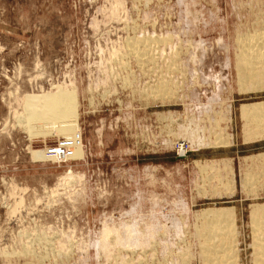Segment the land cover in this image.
I'll list each match as a JSON object with an SVG mask.
<instances>
[{
  "label": "rangeland",
  "instance_id": "374dc122",
  "mask_svg": "<svg viewBox=\"0 0 264 264\" xmlns=\"http://www.w3.org/2000/svg\"><path fill=\"white\" fill-rule=\"evenodd\" d=\"M263 35L264 0H0V264H204L225 223L256 264L264 137L240 107L264 89L237 60ZM64 137L76 156L46 160Z\"/></svg>",
  "mask_w": 264,
  "mask_h": 264
},
{
  "label": "bare ground",
  "instance_id": "6f19581e",
  "mask_svg": "<svg viewBox=\"0 0 264 264\" xmlns=\"http://www.w3.org/2000/svg\"><path fill=\"white\" fill-rule=\"evenodd\" d=\"M253 44V45H252ZM239 48L243 51L237 60V74L239 78L240 91H261L264 89V35L252 38V40L246 41L239 45ZM240 116L244 124V132L248 135V139L262 138L264 137V102L251 103L240 107ZM246 126V131H245ZM251 128H254L253 130ZM263 128V130H261ZM256 130L258 133L256 134ZM261 131V132H260ZM246 184H248L246 182ZM231 212V211H230ZM226 209L219 210H206L201 217L212 223H222L223 221H231L230 213ZM252 218V230L254 233L253 245L256 246L258 252L255 255L256 264H264V207H255L251 212ZM211 224V223H210ZM222 227V225H220ZM219 227V228H221ZM213 228V229H212ZM209 237L204 242L205 249L204 254L207 252V256L204 259V264H228V260L234 258V263H238V256L236 251H233V245L235 244L233 226L225 223L223 225V232H220L219 237H215L217 234L215 227H206ZM205 229V230H206ZM216 233V234H215ZM205 234V233H204ZM108 236L110 234L104 233ZM232 237V242H228L226 237ZM207 236V235H206ZM205 236V237H206ZM204 237V236H203ZM110 238V237H109ZM108 239V238H107ZM230 239V238H229ZM104 240V239H103ZM106 240V239H105ZM117 242V240L115 241ZM122 242V241H121ZM103 243V242H102ZM107 243V242H106ZM206 243V244H205ZM230 243V244H229ZM120 244V243H118ZM229 245V246H228ZM127 246V245H126ZM235 246V245H234ZM126 248V247H125ZM236 250V249H235ZM233 254V256L231 255Z\"/></svg>",
  "mask_w": 264,
  "mask_h": 264
},
{
  "label": "built area",
  "instance_id": "2783aa9c",
  "mask_svg": "<svg viewBox=\"0 0 264 264\" xmlns=\"http://www.w3.org/2000/svg\"><path fill=\"white\" fill-rule=\"evenodd\" d=\"M81 135V134H80ZM80 138L64 137L58 139L54 144L43 149L46 160L53 161L58 164L71 161L76 156L78 147H81Z\"/></svg>",
  "mask_w": 264,
  "mask_h": 264
},
{
  "label": "crops",
  "instance_id": "0c3cea01",
  "mask_svg": "<svg viewBox=\"0 0 264 264\" xmlns=\"http://www.w3.org/2000/svg\"><path fill=\"white\" fill-rule=\"evenodd\" d=\"M256 157H263V155H259V156H256ZM252 158H255V157H252ZM245 185L247 186L248 184H245ZM252 192H256L259 195H263L264 194V190L263 189H259L257 191L255 189H249L248 194L252 193Z\"/></svg>",
  "mask_w": 264,
  "mask_h": 264
}]
</instances>
